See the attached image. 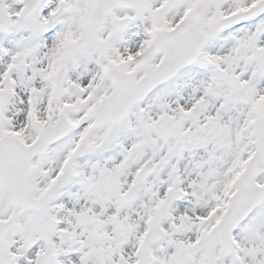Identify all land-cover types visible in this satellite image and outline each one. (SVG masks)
<instances>
[{"label":"snow or ice","instance_id":"1","mask_svg":"<svg viewBox=\"0 0 264 264\" xmlns=\"http://www.w3.org/2000/svg\"><path fill=\"white\" fill-rule=\"evenodd\" d=\"M0 264H264V0H0Z\"/></svg>","mask_w":264,"mask_h":264}]
</instances>
